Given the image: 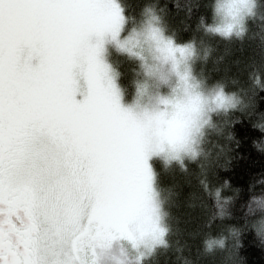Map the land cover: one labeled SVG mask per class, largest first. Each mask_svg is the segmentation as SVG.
I'll use <instances>...</instances> for the list:
<instances>
[{
    "label": "snow or ice",
    "instance_id": "snow-or-ice-1",
    "mask_svg": "<svg viewBox=\"0 0 264 264\" xmlns=\"http://www.w3.org/2000/svg\"><path fill=\"white\" fill-rule=\"evenodd\" d=\"M121 12L117 0H0V264H99L113 241L162 235L148 160L187 145L202 98L162 99L147 119L121 106L101 59ZM156 39L166 59L183 56ZM252 227L264 240V220Z\"/></svg>",
    "mask_w": 264,
    "mask_h": 264
},
{
    "label": "trees",
    "instance_id": "trees-1",
    "mask_svg": "<svg viewBox=\"0 0 264 264\" xmlns=\"http://www.w3.org/2000/svg\"><path fill=\"white\" fill-rule=\"evenodd\" d=\"M118 2L130 18L123 27L126 32L139 19L146 0ZM207 5L208 0H157L167 35L178 44L196 37V60L200 61L196 74L207 85L224 82L225 91L234 94V104L205 128L197 143L196 161L185 159L169 166L153 163L155 188L164 201L170 230L168 246L156 247L147 259H141L142 264H182L185 258L192 264H264V244L252 227L264 220V91L249 78L253 69L264 77V25L249 24L242 42L205 36L195 32V25L201 16L209 17ZM207 44L214 50L204 61ZM130 67L129 62L119 67L127 86L126 99ZM217 189L218 197L214 196ZM208 233L227 239L223 250L205 256L200 242Z\"/></svg>",
    "mask_w": 264,
    "mask_h": 264
},
{
    "label": "clouds",
    "instance_id": "clouds-1",
    "mask_svg": "<svg viewBox=\"0 0 264 264\" xmlns=\"http://www.w3.org/2000/svg\"><path fill=\"white\" fill-rule=\"evenodd\" d=\"M209 17L205 18L201 16L195 25V32H202L205 36L217 38L226 42L231 41H243L249 34V22L258 21L264 25V0H208ZM123 24L119 35L116 40L105 41L102 45L101 59L108 68V76L114 82L116 76L119 75L112 67L106 63L103 59V55L106 51L105 43L111 42L116 51L122 55H126L129 59H136L140 62L141 69L145 77H157L156 64L153 62L145 63L144 55L145 50L149 42L154 49L161 47L157 44L156 37H159L161 41H170L172 45L181 47L185 50L183 56L179 52L175 53V59L179 61V69L177 70V85L180 91L191 97L201 95L200 89L205 87V80L198 79L192 71L191 64L198 58V48L196 37L183 43L182 45H175L171 36L167 35V25L164 20V16L161 14V10L157 7V0H146L144 7L141 9L139 19L135 21L134 26L129 30L126 36L121 38V32L123 27L128 23L129 17L123 14ZM134 19L135 18H131ZM213 46L207 44L204 47L203 60L207 61L213 52ZM171 58V57H169ZM180 74H186L187 79L182 80ZM249 78L252 80L254 86L264 91V77L258 70L253 69L249 73ZM136 101L134 105L126 107L137 117L147 119L153 113L159 111L154 106L156 101L146 100L148 96L147 90L144 88L142 82H137ZM209 91L215 92L214 99H231L234 94H229L225 91L226 84L221 81H217L214 84L207 85ZM207 99V97H205ZM153 155L162 156L166 163L172 161H183L185 159L196 161L199 153L190 143V137L188 138L187 145L178 152H173L168 144L163 146V150ZM225 183L230 184L227 179ZM219 189L216 190L214 196L217 197ZM152 201L156 208V217L158 226L162 230V235L158 239H152L150 236H146L144 241L140 244L144 249L140 253V257L137 258V264H142L141 257L147 259L148 256L158 246H168L167 235L169 233V226L165 223V217L168 215L164 208V201L159 193L152 190ZM147 227V226H145ZM226 237L215 236L211 233L205 234L201 239V252L203 255H212L217 250H223L226 246ZM264 244V240L260 241ZM241 242V247H242ZM243 259V258H242ZM182 264H192L190 260L185 258Z\"/></svg>",
    "mask_w": 264,
    "mask_h": 264
},
{
    "label": "rangeland",
    "instance_id": "rangeland-1",
    "mask_svg": "<svg viewBox=\"0 0 264 264\" xmlns=\"http://www.w3.org/2000/svg\"><path fill=\"white\" fill-rule=\"evenodd\" d=\"M117 3L119 4L118 0ZM120 5V4H119ZM255 23L256 21H250L249 24ZM128 31L121 32V38L127 35ZM105 41H110V37H105ZM94 42V40H93ZM175 45H182L178 44L174 41ZM163 47V45H161ZM105 53L103 55V59L108 63L112 69H114L118 76L114 79V85L118 90L119 99L121 106L126 108L130 105H134L136 101V91H137V82H142L144 88L147 90L148 96L146 100L156 101L154 105H150V107H155L159 111L165 110V105L161 103L162 99H167L170 101H180L184 105L190 104V97L189 95H185L180 91V88L177 85V70L179 69V61L172 58H165V54L161 51L154 49L152 44L149 42L147 48L145 50L144 60L145 63L153 62L156 64V72L158 74L157 77H145L143 71L140 66V62L136 59H129L126 55H122L116 51V48L111 42L105 43ZM125 62H129L131 67L127 70L129 76H126V80L129 83L130 95L129 98L126 99V90L127 86L121 76L119 71V67L124 65ZM198 60H194L191 64L193 74L198 79H203L199 75L196 74L195 69L197 70ZM33 66L38 63L36 58L31 60ZM174 63L177 67L174 68ZM122 75L125 76V73L122 71ZM78 81V91L76 92L75 99L77 101H81L84 99L85 95L87 94V85L82 77H77ZM202 98V111L195 116L194 118V127L192 129L190 135V143L193 148L197 150V143L202 135L203 131L207 126L210 124L211 120L215 116H222L224 112L229 108L231 105L234 104L233 96L231 99H227L224 103L221 104L220 100L214 99L215 92L209 91L207 87V83L205 81V87L200 89ZM207 97V99H205ZM167 111L171 113L173 111L172 104L167 105ZM153 163H161L167 164L168 166L171 163H181V161H172L171 163H166L162 156L151 155L148 160L149 167L152 173V190L156 193L157 190L154 184L155 178V170ZM144 249L139 245L138 247H132L131 243L127 240L120 239L113 241L111 246L100 250L97 249V255L99 257V264H133L137 261V258L140 257L141 251ZM91 258V255L90 257ZM140 259H144L141 257Z\"/></svg>",
    "mask_w": 264,
    "mask_h": 264
}]
</instances>
